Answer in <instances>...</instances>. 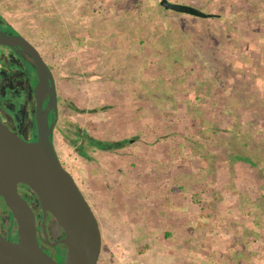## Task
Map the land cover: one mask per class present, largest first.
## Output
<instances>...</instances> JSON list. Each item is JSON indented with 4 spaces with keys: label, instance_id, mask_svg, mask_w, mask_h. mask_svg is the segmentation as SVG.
<instances>
[{
    "label": "rangeland",
    "instance_id": "obj_1",
    "mask_svg": "<svg viewBox=\"0 0 264 264\" xmlns=\"http://www.w3.org/2000/svg\"><path fill=\"white\" fill-rule=\"evenodd\" d=\"M159 1L0 0V17L53 74L54 146L97 218L98 264H264V0H168L209 19ZM20 57L0 49V118L29 137Z\"/></svg>",
    "mask_w": 264,
    "mask_h": 264
},
{
    "label": "water",
    "instance_id": "obj_2",
    "mask_svg": "<svg viewBox=\"0 0 264 264\" xmlns=\"http://www.w3.org/2000/svg\"><path fill=\"white\" fill-rule=\"evenodd\" d=\"M159 6L196 18L214 17L168 0H160ZM0 46L20 51L36 79L32 85L35 138H19L0 120V200L16 226L14 241L0 234V264H98L102 237L97 218L54 146L58 100L53 74L37 48L23 35L0 30ZM19 186L35 196L41 212L40 227L32 205L19 193ZM47 214L63 233L50 242L44 231L46 245L63 247L60 261L45 253L37 240L39 229L45 230Z\"/></svg>",
    "mask_w": 264,
    "mask_h": 264
},
{
    "label": "flooded vegetation",
    "instance_id": "obj_3",
    "mask_svg": "<svg viewBox=\"0 0 264 264\" xmlns=\"http://www.w3.org/2000/svg\"><path fill=\"white\" fill-rule=\"evenodd\" d=\"M0 30L1 31H8V32H12V33L17 32L13 28H11L1 17H0ZM0 49H6L8 52H13L14 50H16V49L13 50V49H10V48H7V47H2V46H0ZM17 65L18 66H22V69L25 70V75L27 74V82H26V85L29 87L30 93L32 95V85L33 84L31 83V80H30L31 74H30V71L28 70V68L23 64V58L22 57L19 58V63ZM26 87L24 88L25 91H26ZM56 91H57V87H56ZM57 100H58V94H57ZM58 103H59V100H58ZM57 119H58V117H57ZM0 120L3 122V124H5V126L7 125L6 127L8 129H10L11 131H13L19 138H21L23 140H26V141H30V140H33L34 139V138L32 139V137H33L32 135L34 133L33 131L31 133V136L25 137L24 134H23L22 128H18V127L13 126V125H11L9 123H6L1 118H0ZM31 120H32V116H31ZM54 132H55V130H54ZM18 190H19V193L23 197H25V199H27L30 204L34 202V198H33L34 196L32 195V193L28 189H26L23 186H19L18 187ZM32 205H34V204H32ZM34 213H35V216H36L37 226L40 227V223H41V212H40L39 209H34ZM2 220L3 219L1 218V220H0V234L3 237L7 238V239H11L12 238L11 237L12 236V232L7 229V226L3 224ZM50 221H51V217L49 216V214H47L46 219H45V230L39 229V231L37 233V240H38L39 246L41 247V249L45 253H47L48 255H50L51 257H53L56 261H60L61 258H62V254H63V247L62 246L50 247V246H48V245L45 244L46 239H45L44 231H45V233L47 235V238L49 239L50 242H54L55 240H58L59 238L62 237V234H61L62 231H61V233H60L61 235H59L58 237H56V238L53 239L52 233L50 231ZM11 240L14 241L15 238L14 239H11Z\"/></svg>",
    "mask_w": 264,
    "mask_h": 264
},
{
    "label": "trees",
    "instance_id": "obj_4",
    "mask_svg": "<svg viewBox=\"0 0 264 264\" xmlns=\"http://www.w3.org/2000/svg\"><path fill=\"white\" fill-rule=\"evenodd\" d=\"M160 7V6H159ZM160 9H163L162 7H160ZM167 11V10H166ZM168 33V32H167ZM167 33H166V35L164 36L165 38H168V35H167ZM146 38H148L149 40H151V35H149V34H147L146 36H145ZM143 41H140V43H142ZM159 43H161V41H159ZM162 43H164V41H162ZM165 46V48H166V50L168 49V45H164ZM23 64L28 68V70L30 71V74H31V77H30V80H31V83L33 84L34 82H35V76H34V71H33V68L31 67V65H30V63L29 62H27V61H25L24 59H23ZM231 129V128H230ZM32 130H33V132H34V138H35V135H36V130H35V121H34V113L32 114ZM57 131H59L61 134H63V132L61 131V130H58L57 129ZM227 133H229V134H234V135H236V134H238V133H235V131H233L232 129L231 130H227L226 131ZM64 135V134H63ZM65 136V135H64ZM68 139H70L69 138V136H68ZM70 146H74V144H73V142H70ZM114 146H118L117 148H120V145L119 144H115ZM76 152L78 153V154H81L82 155V152H81V149L79 150V148H77L76 149ZM228 163H231V162H235V161H239V162H245V163H250V165L252 166V167H255V169L257 170V171H259V173L261 172V171H263L262 169H260V168H256L258 165H257V163H256V161H257V158H253V157H249V156H244L243 154H237V155H233V154H229L228 153V156H227V160H226ZM33 195V194H32ZM34 196V195H33ZM34 201L36 202V198H35V196H34ZM7 212H8V214L10 215V217L12 218V216H11V213L9 212V210L7 209V207L5 206V204L3 203V201L2 200H0V220H1V218L3 219L2 220V222H3V224L4 225H6L7 226V229L8 230H10L11 232H12V234H13V232H14V228L16 227H14L13 228V226L8 222V220H7ZM5 218V219H4ZM12 222L14 223V225H15V222H14V220L12 219ZM10 224V225H9ZM9 225V226H8ZM9 227V228H8ZM16 234V233H15ZM62 235H63V233H62Z\"/></svg>",
    "mask_w": 264,
    "mask_h": 264
},
{
    "label": "bare ground",
    "instance_id": "obj_5",
    "mask_svg": "<svg viewBox=\"0 0 264 264\" xmlns=\"http://www.w3.org/2000/svg\"><path fill=\"white\" fill-rule=\"evenodd\" d=\"M25 58H28V54L26 52L23 53Z\"/></svg>",
    "mask_w": 264,
    "mask_h": 264
}]
</instances>
